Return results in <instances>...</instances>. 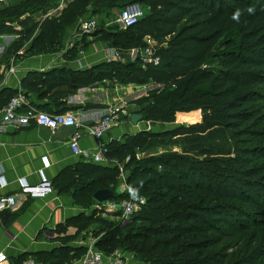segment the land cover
<instances>
[{"label": "trees", "instance_id": "1", "mask_svg": "<svg viewBox=\"0 0 264 264\" xmlns=\"http://www.w3.org/2000/svg\"><path fill=\"white\" fill-rule=\"evenodd\" d=\"M133 3L146 9L137 24L125 30L99 27L94 32L121 54V60L101 62L87 70L60 67L28 71L20 80V90L36 98L29 103L31 106L56 114L101 108L86 104L70 109L64 100L78 89L94 87L103 81L121 86H160V90L130 104L146 123L188 121L177 133L190 138L188 146L180 155L137 158V150L147 148L153 133L144 131L111 141L107 145V158L118 163L127 158L122 167L126 185L135 196L146 197V204L123 224L98 218L96 208L90 214L81 213L56 228L54 241L58 247L23 254L15 264H22L29 257L40 264L78 261L86 247L72 243L93 225L97 230L94 236L99 237L95 247L106 254L125 246L126 251L136 253L135 259L141 263L202 264L184 255L186 250L157 251L153 245H143L149 238L170 231L168 224L193 217L182 214L175 203L202 195L203 199L216 202L208 213L220 214L219 218L214 216L213 222L201 218L206 230L216 234L231 230L238 235L250 229L264 231V145L238 146L233 157L218 156L202 147L205 135L220 127L238 129L235 133L248 137L252 141L249 143L264 139V0H70L55 16L38 21L29 17L21 20L25 13L34 14L50 5L49 0H38L9 8L0 6V35H17L6 52L15 59L55 53L62 47L66 30L76 26L80 19H88L101 10H121ZM249 6L255 8L254 14L244 11L240 23L230 19L236 9L245 10ZM13 23L21 30H15ZM231 30L239 33V45L224 41L223 49L216 51ZM146 38L157 43L152 51L159 61L156 66L147 64L143 68L138 56L130 61L127 53L146 48ZM76 53L77 49L72 48L66 59L72 61ZM17 93V89L0 90V110ZM205 151L213 158L201 159ZM203 163L211 164L216 174L206 173ZM119 176L116 164L89 162L63 169L51 185L58 195L72 193L74 200L90 209L97 205L93 194L98 190H111L110 200L128 197L127 192L118 191ZM247 207L257 210L251 215ZM70 227L75 229L73 234L67 233ZM199 230L198 227L184 232ZM225 255L219 250L206 256L205 261L215 263ZM237 259L235 264H264V232L255 244L245 242Z\"/></svg>", "mask_w": 264, "mask_h": 264}, {"label": "crops", "instance_id": "2", "mask_svg": "<svg viewBox=\"0 0 264 264\" xmlns=\"http://www.w3.org/2000/svg\"><path fill=\"white\" fill-rule=\"evenodd\" d=\"M38 0H9L4 8L15 7ZM70 0H49L50 5L42 8L34 14L25 13L20 17H26L38 21L47 16L57 15ZM85 19V18H83ZM80 19L78 23L83 20ZM77 23V24H78ZM76 26L68 28L62 38V47L58 52L36 56H28L23 60L15 59L7 55L8 48L17 39V35H0V90L4 88L20 89V80L28 71H48L54 68L66 67L73 70H87L101 62L113 59L116 51L109 43L101 41L100 35L92 33L83 38L82 47L76 48L75 59L68 61V43ZM15 30H21L17 23H13ZM108 27V26H107ZM99 30V28L97 29ZM152 41V40H151ZM146 42V39H145ZM154 43V41H153ZM74 48V47H73ZM81 51V54L80 52ZM131 51V50H130ZM128 52L130 61L135 59V54ZM18 54H22V51ZM13 70V72H11ZM132 85L121 88L109 81H103L94 87L78 89L76 93L68 96L64 101L66 106L82 107L86 104L102 106L78 109L75 112L87 116L94 121L99 113L109 104H116L126 97H134L138 92L131 91ZM130 92V93H129ZM133 99V98H131ZM34 96H28V102H35ZM133 100L129 101L128 111H131ZM135 108V107H134ZM134 110V109H132ZM122 118L124 120H122ZM122 122L102 137V143L108 145L111 141L122 140L124 135L134 134L133 124H129V117H122ZM74 133L72 128H61L55 132L48 129L30 125L27 127H15L0 123V168L8 184L7 188L0 190V195H16L18 201L12 210L0 213V252L5 254L6 261L2 264H15L19 256L49 251L58 247L55 242L56 228L63 226L69 219L77 217L81 213H89L92 208L82 207L74 200L72 193L58 195L55 191L45 198H24L19 196L17 179L27 177L31 182L37 180L35 171L40 166V158L47 156L50 166L46 171L50 181L65 168L74 167L77 164H86L90 161L87 157L73 155L68 147V140ZM79 145L85 152H92L97 142L90 136L84 135ZM112 161H116L113 159ZM114 164V163H113ZM89 230L80 233L73 246H87L93 241L89 238ZM75 229L68 228L67 233L73 234ZM22 264H40L33 258H27ZM72 264H79L77 261Z\"/></svg>", "mask_w": 264, "mask_h": 264}, {"label": "built area", "instance_id": "3", "mask_svg": "<svg viewBox=\"0 0 264 264\" xmlns=\"http://www.w3.org/2000/svg\"><path fill=\"white\" fill-rule=\"evenodd\" d=\"M9 0H0V6L7 4ZM144 16L142 6L133 3L121 9L117 23L124 29L137 24ZM97 29V22L92 18L81 20L73 32L68 43V49L82 47L83 38L91 35ZM147 47L143 49H132L130 53H134L139 57L141 66L144 68L147 64L156 66L159 59L153 57L152 47L154 46L146 38ZM150 44V45H148ZM81 54V51H79ZM135 56V57H136ZM121 60L120 54L115 51L112 60ZM13 72V70H11ZM118 85V84H116ZM119 87V85H118ZM120 88V87H119ZM129 103L125 99H120L116 104H109L100 111L99 117L94 120H88V117L79 115L72 111L64 113L51 114L40 111L31 106L19 89L18 93L9 99L6 105L0 110V123L8 124L15 127H27L34 125L55 132L61 128H72L74 133L68 140V147L73 155L84 156L94 164H110L114 163L118 166L120 175H123L122 167L115 161L107 158V145L102 143L103 135L119 124L122 117H129ZM135 107V106H133ZM136 108V107H135ZM90 136L97 142V146L92 152H85L79 145L80 139L84 136ZM50 166L47 156L40 158V166L35 171L36 181L31 182L27 177H19L17 179L18 195L24 198H45L52 194L53 188L51 181L48 179L46 171ZM8 186L3 171L0 168V190L6 189ZM128 190V197L121 201L108 200L102 204H97L96 209L109 212H116L119 215L120 222H128L131 217L138 213L146 204V200L142 196H135L128 187H124L121 192ZM18 201V197L12 195H0V213L12 210ZM96 240H93L86 246L84 255L77 261L79 264H148L137 261L131 254L127 252L113 251L104 253L95 247ZM6 261L5 254L0 252V264Z\"/></svg>", "mask_w": 264, "mask_h": 264}, {"label": "rangeland", "instance_id": "4", "mask_svg": "<svg viewBox=\"0 0 264 264\" xmlns=\"http://www.w3.org/2000/svg\"><path fill=\"white\" fill-rule=\"evenodd\" d=\"M143 12L145 13V8L142 7ZM120 9H112V10H101L97 15H92L89 18H92L96 20L97 22V28H116V30H125L117 23V17L120 13ZM108 26V27H107ZM224 41H232L233 43H236V45H239L240 43V35L237 32V30H231L228 32V34L224 37V39L218 44L216 51L220 52L223 49V42ZM147 42V41H146ZM149 42L153 45H156L157 43H153L149 39ZM150 45V44H148ZM118 52V51H117ZM128 54V53H127ZM121 56V54H120ZM133 61V59H132ZM119 87H123L119 85ZM160 86H155L152 84L149 85H132L131 91L138 92L137 95H134V97H126V101L129 102L131 100H137L139 98L145 97L149 95L150 93H153L157 90H160ZM130 93V92H129ZM134 109V110H132ZM131 111H128L129 116L132 114H137L135 111L137 108H132ZM122 120H124L122 118ZM120 119L119 123L122 122ZM127 122L131 125V120H127ZM188 124V121L186 120H178L176 122H173L171 124H151L146 123L144 121H140L137 125H133V130H135L134 134H138L140 132H151L154 134V138L149 141V145L147 148L137 150L136 157H149V156H173L175 154L180 155L184 148L188 146L189 139H186L183 136H180L177 134L179 130L181 129V126H186ZM238 129H231V128H215L211 131H209L208 134L204 137V144L203 148H206L205 150H209L212 153H218V156L220 154H226V156H235L237 152L236 148L238 146L246 147V146H254V144H261L264 145V139L257 140L253 139V143L250 141L248 137L245 135H239L235 132H237ZM207 152H203L202 155H200L201 159L207 160L209 158H213L212 154H206ZM127 160V158L124 160V162ZM117 162V161H115ZM118 163L121 167H123V163ZM202 165H205V172L208 174H216L217 171H212L213 168L210 166L211 164L203 163ZM207 165V166H206ZM209 166V167H208ZM119 183H118V191H122L126 185V174L123 172V175H120L118 177ZM129 189V188H128ZM125 192L128 193V190L125 189ZM149 194V193H147ZM203 196V195H202ZM190 197L187 199L179 200V202L175 203L178 210L182 212V214L188 216H193L190 220L184 221V222H178V223H170L168 224L170 231H166L167 233L160 235L159 237H151L145 243L143 242V245L147 247L148 245L155 246L157 248V251L161 250H169L171 248L174 251H181L186 250L187 253H184V255H187V257L193 258L195 261H202V264H235L236 260L240 254L243 251L245 242H249L251 244H255L257 242V239L261 233L264 231H259L258 229H250L247 231L244 235H238L234 233L231 230H222L221 233H214L209 230H206L204 224L201 222V218L208 220L209 222H213L215 220L214 216H220L218 215H212L208 213L210 208L216 204L215 201H212L213 199L206 198L203 199V197ZM146 201V197L142 196ZM213 202V203H211ZM202 208V209H201ZM204 208V209H203ZM92 209H95L92 208ZM97 217L101 218L106 221L120 223L119 214L116 212H109L105 210L97 209ZM247 210L252 215L251 212H255V208L247 207ZM91 211H89L90 214ZM240 219V218H239ZM241 220H243L241 218ZM200 228V230L197 233H190V232H184L185 230H196V228ZM181 228H188L182 230ZM182 230L183 232L179 231ZM96 227L93 225L90 227L89 231L91 235H89V238H93V240H96L97 236H94V233L96 232ZM200 248H199V247ZM174 248V249H173ZM184 248V249H183ZM199 248V249H194ZM171 250V251H172ZM225 255V257L222 259V257L219 259V261L215 263H209L205 261L206 256H209L210 254L219 251ZM113 251H120V252H127L132 255V257H135L134 252L126 251L125 246H120L117 249H114ZM137 256V255H136ZM34 260V259H33ZM36 262V260H34Z\"/></svg>", "mask_w": 264, "mask_h": 264}, {"label": "water", "instance_id": "5", "mask_svg": "<svg viewBox=\"0 0 264 264\" xmlns=\"http://www.w3.org/2000/svg\"><path fill=\"white\" fill-rule=\"evenodd\" d=\"M24 96L28 98V94L24 93ZM130 120L133 125H137L140 121H142V116L139 114H132L130 115ZM113 197V192L109 189H102L98 190L93 194V199L96 201L97 204H102L110 200Z\"/></svg>", "mask_w": 264, "mask_h": 264}, {"label": "clouds", "instance_id": "6", "mask_svg": "<svg viewBox=\"0 0 264 264\" xmlns=\"http://www.w3.org/2000/svg\"><path fill=\"white\" fill-rule=\"evenodd\" d=\"M244 11H246L249 15H252L255 13V8L253 6H249L245 10L236 9L230 16V19L236 23H240V18L243 15Z\"/></svg>", "mask_w": 264, "mask_h": 264}]
</instances>
